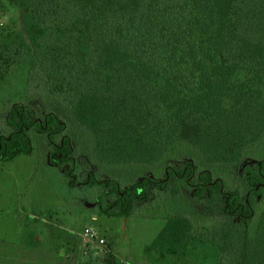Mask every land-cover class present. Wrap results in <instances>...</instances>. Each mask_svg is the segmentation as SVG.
<instances>
[{"label":"trees","instance_id":"16d2710c","mask_svg":"<svg viewBox=\"0 0 264 264\" xmlns=\"http://www.w3.org/2000/svg\"><path fill=\"white\" fill-rule=\"evenodd\" d=\"M6 1L21 11L25 33L2 36L0 91L15 75L22 77L23 95L31 86L54 94L92 135L98 160L167 162L163 177L143 175L127 184L88 172L83 184L95 187L98 211L129 217L153 189L176 193V182L193 203L217 208L219 221L201 217L194 226L185 215H163L143 248L148 261L264 264V209L257 213L264 201V158L243 168L242 195L198 171L182 152L191 146L202 162L230 167L263 139L264 0ZM45 110L32 102L8 103L0 161L47 143L45 161L67 167L71 178V138L60 116ZM175 153L182 159L172 163Z\"/></svg>","mask_w":264,"mask_h":264},{"label":"rangeland","instance_id":"374dc122","mask_svg":"<svg viewBox=\"0 0 264 264\" xmlns=\"http://www.w3.org/2000/svg\"><path fill=\"white\" fill-rule=\"evenodd\" d=\"M12 31L25 33L21 11L0 0V41ZM18 78L22 79L11 76L1 87L0 128L10 101L32 102L39 110L55 111L65 123L64 133L71 138L74 165L71 178L67 167L49 165L45 161L47 143L41 142L31 154L0 161V264H153L143 255V248L162 226L163 215H185L194 226L201 223V217H208L210 224L218 223L217 208L206 210L193 203L187 188L178 187L176 182L171 183V188L177 187L176 193L153 189L149 199L138 204L129 217L100 213L92 203L95 187L83 184L88 172L127 184L143 175L163 177L167 162L108 164L96 159L91 152L92 135L75 122L68 109L56 103L55 95L34 86L23 95ZM182 152L198 171H209L243 195V168L264 158V137L230 167L202 162L191 146L186 145ZM175 156L169 158L172 163L182 159ZM263 209L264 201L259 202L257 213ZM86 227H93L104 243L95 239L86 242Z\"/></svg>","mask_w":264,"mask_h":264},{"label":"built area","instance_id":"2783aa9c","mask_svg":"<svg viewBox=\"0 0 264 264\" xmlns=\"http://www.w3.org/2000/svg\"><path fill=\"white\" fill-rule=\"evenodd\" d=\"M84 230V235L86 236L85 241L89 244L94 242V239L97 240V242L100 244L104 243L103 237L99 236L98 232L93 227H86Z\"/></svg>","mask_w":264,"mask_h":264}]
</instances>
